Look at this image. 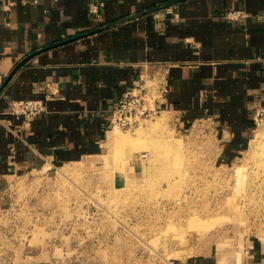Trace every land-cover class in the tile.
I'll list each match as a JSON object with an SVG mask.
<instances>
[{
  "label": "crops",
  "instance_id": "0c3cea01",
  "mask_svg": "<svg viewBox=\"0 0 264 264\" xmlns=\"http://www.w3.org/2000/svg\"><path fill=\"white\" fill-rule=\"evenodd\" d=\"M0 77V210L29 203L58 166L100 163L112 105L143 85L148 107L202 120L233 158L264 105V0H0ZM36 98L34 117L11 114L12 100ZM241 251L175 264H264V243Z\"/></svg>",
  "mask_w": 264,
  "mask_h": 264
},
{
  "label": "rangeland",
  "instance_id": "374dc122",
  "mask_svg": "<svg viewBox=\"0 0 264 264\" xmlns=\"http://www.w3.org/2000/svg\"><path fill=\"white\" fill-rule=\"evenodd\" d=\"M108 129V157L58 166L51 185L15 203L0 225V264H28L26 253L38 264L238 263L249 239L264 243V120L233 158L217 155L202 120L166 111Z\"/></svg>",
  "mask_w": 264,
  "mask_h": 264
},
{
  "label": "built area",
  "instance_id": "2783aa9c",
  "mask_svg": "<svg viewBox=\"0 0 264 264\" xmlns=\"http://www.w3.org/2000/svg\"><path fill=\"white\" fill-rule=\"evenodd\" d=\"M102 2L93 3L89 11L97 19H101ZM234 14V15H233ZM243 12L238 10L232 12L231 15H242ZM1 81V77H0ZM138 91L139 93H136ZM44 109L43 100L36 99H15L11 101L10 112L11 114L19 117L23 116L25 119H30L40 113ZM158 112L154 108H150L146 104L145 91L143 86H139L132 91L124 92L112 105L109 112L110 126H126L131 127L135 123L138 117L142 114L148 116L150 113ZM254 126L264 120V105L258 106L254 109L252 114ZM146 157L145 152L136 155V159L141 160ZM15 208V203L10 205L7 209L0 210V225L5 216Z\"/></svg>",
  "mask_w": 264,
  "mask_h": 264
},
{
  "label": "bare ground",
  "instance_id": "6f19581e",
  "mask_svg": "<svg viewBox=\"0 0 264 264\" xmlns=\"http://www.w3.org/2000/svg\"><path fill=\"white\" fill-rule=\"evenodd\" d=\"M144 86V85H143ZM146 86V85H145ZM145 98H146V104H147V106H148V103L149 104H151L150 102H151V98L149 97V95H147L146 94V92H145ZM152 106V105H151ZM114 126H117V125H114ZM112 131H114V130H112ZM108 132L107 133V135H108V138H114V137H116L117 135H116V133H114V132ZM117 131V130H116ZM118 132V131H117ZM256 134V133H255ZM257 134H259V133H257ZM137 154H139V153H137ZM105 156L106 157H108V155H107V153L105 154ZM59 168V167H58ZM57 172H58V170H57ZM63 175H64V173H63ZM66 176V175H65Z\"/></svg>",
  "mask_w": 264,
  "mask_h": 264
}]
</instances>
